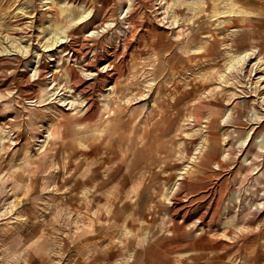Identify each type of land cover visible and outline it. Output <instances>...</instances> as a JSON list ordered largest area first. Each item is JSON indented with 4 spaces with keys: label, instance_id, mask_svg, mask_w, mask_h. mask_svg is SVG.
I'll use <instances>...</instances> for the list:
<instances>
[{
    "label": "rangeland",
    "instance_id": "374dc122",
    "mask_svg": "<svg viewBox=\"0 0 264 264\" xmlns=\"http://www.w3.org/2000/svg\"><path fill=\"white\" fill-rule=\"evenodd\" d=\"M0 264H264V0H0Z\"/></svg>",
    "mask_w": 264,
    "mask_h": 264
},
{
    "label": "bare ground",
    "instance_id": "6f19581e",
    "mask_svg": "<svg viewBox=\"0 0 264 264\" xmlns=\"http://www.w3.org/2000/svg\"><path fill=\"white\" fill-rule=\"evenodd\" d=\"M77 15H78V14H77ZM74 16H75V15H74ZM82 17H83L82 14H79L78 17H77V20H82ZM59 38L62 39V37H59ZM55 42H56V41H55ZM55 42H53L52 44H54ZM67 47H68V46H67ZM235 62H236V61H235ZM74 82H75V81H74ZM178 202H179V201H178ZM176 206H177V204H176ZM180 206H181V205H180ZM188 206H189V205H188ZM184 207H185V206H184ZM182 208H183V207H182ZM182 208H181V209H182Z\"/></svg>",
    "mask_w": 264,
    "mask_h": 264
}]
</instances>
